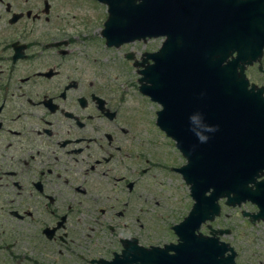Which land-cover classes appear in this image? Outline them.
Listing matches in <instances>:
<instances>
[{
    "label": "flooded vegetation",
    "instance_id": "obj_1",
    "mask_svg": "<svg viewBox=\"0 0 264 264\" xmlns=\"http://www.w3.org/2000/svg\"><path fill=\"white\" fill-rule=\"evenodd\" d=\"M190 5L197 27L211 26L201 35L219 64L243 74L248 140L238 167L218 160L215 210L194 234L212 238V264H264V0ZM99 6L86 15L51 0H0V264H108L126 245L157 246L136 227L153 138L139 131L120 62L137 73L134 62L156 50L138 44L162 37L106 44L109 12Z\"/></svg>",
    "mask_w": 264,
    "mask_h": 264
},
{
    "label": "water",
    "instance_id": "obj_2",
    "mask_svg": "<svg viewBox=\"0 0 264 264\" xmlns=\"http://www.w3.org/2000/svg\"><path fill=\"white\" fill-rule=\"evenodd\" d=\"M97 1L108 7L109 19L102 31L106 44L162 37L154 52L134 62L139 67L137 89L158 105L154 124L184 159L173 171L186 185L192 202L188 215L170 226L174 243L148 248L126 245L108 264H212V238L194 234V230L200 221L213 216L218 160L222 166L237 162L238 167L246 156L247 125L241 109L245 105L237 92V87L246 84L243 74L219 64L218 46L202 36L212 31L211 26L197 27L199 18L191 0ZM185 2L188 14L180 7ZM238 48L245 53V44H238ZM207 126L216 131L205 132ZM200 134L208 137L206 142H201Z\"/></svg>",
    "mask_w": 264,
    "mask_h": 264
},
{
    "label": "rangeland",
    "instance_id": "obj_3",
    "mask_svg": "<svg viewBox=\"0 0 264 264\" xmlns=\"http://www.w3.org/2000/svg\"><path fill=\"white\" fill-rule=\"evenodd\" d=\"M51 1L59 6H70L74 11L78 13L83 12L86 15H95L98 13L97 11H101L103 8L99 6V2L96 4L93 0H72V2L70 0ZM62 1L64 2L62 3ZM97 5L101 9L97 8ZM159 44L160 39H156L150 42H141L136 48L138 52H142L143 50L148 51L153 48L157 49ZM113 53L117 55L120 54V51H113ZM120 64L122 81L125 86H128L129 91L134 92V95H132L134 104H137L141 108L142 116H140L139 131L142 135L147 134L150 139L153 138L152 143L149 140L151 143L149 159L156 163V168L150 171L152 176H147L142 186L144 187L141 197L142 210L139 214V222H136V227L138 223L140 224V228H138L139 238L144 244L157 246L170 242L174 243L175 236L170 226L180 221L191 200L187 194L186 185L180 176L173 171L175 167L184 163V159L174 147L172 140L166 138L155 126L154 111L158 109V105L150 102L137 92L136 77L138 74L135 72V67H131L126 61L120 62ZM110 95L115 97L120 96V93L115 88ZM153 193L156 196L150 199V194Z\"/></svg>",
    "mask_w": 264,
    "mask_h": 264
},
{
    "label": "clouds",
    "instance_id": "obj_4",
    "mask_svg": "<svg viewBox=\"0 0 264 264\" xmlns=\"http://www.w3.org/2000/svg\"><path fill=\"white\" fill-rule=\"evenodd\" d=\"M205 132H214L216 131V128L213 127V126H207L205 129H204ZM201 142H206L208 137L206 135H203V134H200L199 137H198Z\"/></svg>",
    "mask_w": 264,
    "mask_h": 264
}]
</instances>
